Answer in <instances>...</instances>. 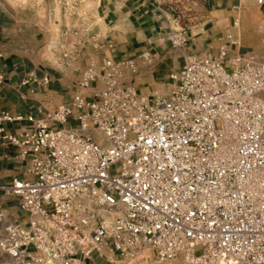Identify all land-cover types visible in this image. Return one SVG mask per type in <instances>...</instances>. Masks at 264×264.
Instances as JSON below:
<instances>
[{"label":"built area","instance_id":"obj_1","mask_svg":"<svg viewBox=\"0 0 264 264\" xmlns=\"http://www.w3.org/2000/svg\"><path fill=\"white\" fill-rule=\"evenodd\" d=\"M169 40L181 48L189 37L170 28ZM221 40L217 54L187 55L164 93L134 84L159 61L149 49L91 60L72 100L40 116L0 111V145L18 147L25 166L0 184L20 212L0 209L11 264H80L105 244L120 264H264V53L231 52V33ZM87 42L64 29L63 58Z\"/></svg>","mask_w":264,"mask_h":264},{"label":"crops","instance_id":"obj_2","mask_svg":"<svg viewBox=\"0 0 264 264\" xmlns=\"http://www.w3.org/2000/svg\"><path fill=\"white\" fill-rule=\"evenodd\" d=\"M253 4L247 0H204L203 18L199 25L187 28V45L176 48L169 40L172 20L162 8L150 0H99L97 16L105 34L89 40L85 52L78 59L83 65L91 60L102 63L106 58L115 60L139 57L146 50L157 53L159 61L152 69L143 68L135 76V86L144 95L167 92L170 88L169 74L180 68L185 57L191 53H218L221 38L227 33L233 35L237 44H231V52L254 51L264 53V3ZM104 38L114 46L107 47ZM39 51L36 36L22 34L21 29L10 21L0 8V72L6 80L0 85V111L9 110L16 114H34L53 110L62 103H69L78 91L75 81L78 70L56 69L38 63L35 59ZM140 60V59H138ZM142 65V62H140ZM80 69V68H78ZM38 76L48 73L51 82H24L29 73ZM165 91H161L164 90ZM25 121L21 123L23 125ZM20 124H6L10 131H16ZM18 147L11 144L0 145V184L22 176L24 161L19 157ZM0 209L20 216L17 200L0 198ZM80 264H120L119 257L111 251L109 244L101 246L90 258Z\"/></svg>","mask_w":264,"mask_h":264},{"label":"rangeland","instance_id":"obj_3","mask_svg":"<svg viewBox=\"0 0 264 264\" xmlns=\"http://www.w3.org/2000/svg\"><path fill=\"white\" fill-rule=\"evenodd\" d=\"M150 1L169 15L174 29L184 28L187 33L189 26L199 25L202 21L204 0ZM247 1L256 4L255 0ZM0 8L6 12L10 21L16 28L21 29L22 34L26 35L27 38L36 36L39 51L35 59L47 67L69 68L70 71H76V69L80 70L87 65H83L82 58L76 57V60L63 58L59 46L61 33L64 29H80L86 41L92 40V37L96 35L100 38L102 34H105V28L103 25L101 26V21L86 23L83 19L81 15L82 0H73L72 6L67 7H63L60 0H0ZM85 51L83 50L81 55ZM83 92L87 95L90 94V90ZM0 264H11L10 257L0 252Z\"/></svg>","mask_w":264,"mask_h":264},{"label":"bare ground","instance_id":"obj_4","mask_svg":"<svg viewBox=\"0 0 264 264\" xmlns=\"http://www.w3.org/2000/svg\"><path fill=\"white\" fill-rule=\"evenodd\" d=\"M98 1L99 0H82L81 15L86 23L99 20L97 16ZM71 4H73V0H71Z\"/></svg>","mask_w":264,"mask_h":264}]
</instances>
